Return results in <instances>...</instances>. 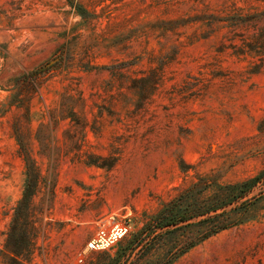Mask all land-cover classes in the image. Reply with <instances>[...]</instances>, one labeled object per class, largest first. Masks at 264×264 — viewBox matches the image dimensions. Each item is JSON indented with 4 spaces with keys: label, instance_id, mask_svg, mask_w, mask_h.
Wrapping results in <instances>:
<instances>
[{
    "label": "rangeland",
    "instance_id": "1",
    "mask_svg": "<svg viewBox=\"0 0 264 264\" xmlns=\"http://www.w3.org/2000/svg\"><path fill=\"white\" fill-rule=\"evenodd\" d=\"M262 174L264 0H0V264H264Z\"/></svg>",
    "mask_w": 264,
    "mask_h": 264
},
{
    "label": "built area",
    "instance_id": "2",
    "mask_svg": "<svg viewBox=\"0 0 264 264\" xmlns=\"http://www.w3.org/2000/svg\"><path fill=\"white\" fill-rule=\"evenodd\" d=\"M130 228L126 224L108 222L100 225L95 236L89 240L84 253L97 252L109 249L122 241L129 233ZM82 262V259L79 260Z\"/></svg>",
    "mask_w": 264,
    "mask_h": 264
},
{
    "label": "trees",
    "instance_id": "3",
    "mask_svg": "<svg viewBox=\"0 0 264 264\" xmlns=\"http://www.w3.org/2000/svg\"><path fill=\"white\" fill-rule=\"evenodd\" d=\"M261 179L263 180L264 179V174H262L261 176H259L256 180L252 181L249 189L247 191H250V189L253 188L254 185H256L258 182L261 181ZM33 198V195L29 196L28 199H26V197L24 198V200H22L19 205H18V208H17V212L20 213L22 210H24L25 207H28L30 205V202L32 201L31 199ZM226 227L224 228H221V229H225ZM14 230V229H13ZM13 237V233L10 234L9 238H8V243H7V246H9V240H11Z\"/></svg>",
    "mask_w": 264,
    "mask_h": 264
}]
</instances>
